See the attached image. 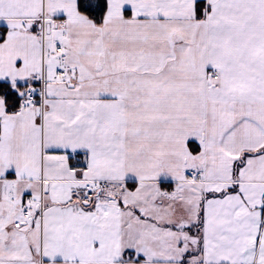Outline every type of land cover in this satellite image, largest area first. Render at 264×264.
Segmentation results:
<instances>
[{"label":"snow or ice","instance_id":"6c2138e0","mask_svg":"<svg viewBox=\"0 0 264 264\" xmlns=\"http://www.w3.org/2000/svg\"><path fill=\"white\" fill-rule=\"evenodd\" d=\"M0 264H264V0H0Z\"/></svg>","mask_w":264,"mask_h":264}]
</instances>
